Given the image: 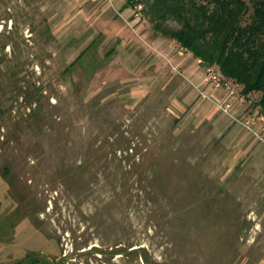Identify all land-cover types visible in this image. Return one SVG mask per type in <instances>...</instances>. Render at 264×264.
<instances>
[{
  "label": "rangeland",
  "instance_id": "obj_1",
  "mask_svg": "<svg viewBox=\"0 0 264 264\" xmlns=\"http://www.w3.org/2000/svg\"><path fill=\"white\" fill-rule=\"evenodd\" d=\"M150 14L0 0V264H264L260 92Z\"/></svg>",
  "mask_w": 264,
  "mask_h": 264
},
{
  "label": "trees",
  "instance_id": "obj_2",
  "mask_svg": "<svg viewBox=\"0 0 264 264\" xmlns=\"http://www.w3.org/2000/svg\"><path fill=\"white\" fill-rule=\"evenodd\" d=\"M143 1L155 31L174 38L202 63L217 64L245 94L260 92L253 103L264 112V0ZM246 15L250 20L243 22ZM170 19L178 25L170 26Z\"/></svg>",
  "mask_w": 264,
  "mask_h": 264
},
{
  "label": "built area",
  "instance_id": "obj_3",
  "mask_svg": "<svg viewBox=\"0 0 264 264\" xmlns=\"http://www.w3.org/2000/svg\"><path fill=\"white\" fill-rule=\"evenodd\" d=\"M211 68H209L208 70V74H209V78L212 80V82L217 86L223 84L225 85V87L227 88L229 95L234 94L238 89H235L234 87H232V84L230 83V81H226L228 79H222L220 77V75L217 73V71L212 67L209 66ZM240 101L245 100V96L244 95H240ZM226 103V107H224L223 105H221V107L225 110H227V107H231L232 106V102L230 99H226L224 101ZM259 121L258 122H263L262 125L260 126V131L257 132V130H255L257 122L252 119L251 117H245L244 119L240 120V123L243 124L249 131L253 132L254 134H256L257 136H259L260 134H264V114L262 113L259 117H258ZM256 123V124H255ZM264 140V139H262Z\"/></svg>",
  "mask_w": 264,
  "mask_h": 264
}]
</instances>
